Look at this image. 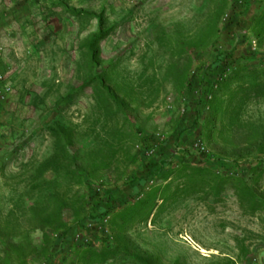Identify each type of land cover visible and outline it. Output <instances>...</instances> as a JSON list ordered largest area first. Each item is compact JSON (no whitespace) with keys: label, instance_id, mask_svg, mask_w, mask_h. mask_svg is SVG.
<instances>
[{"label":"rangeland","instance_id":"obj_1","mask_svg":"<svg viewBox=\"0 0 264 264\" xmlns=\"http://www.w3.org/2000/svg\"><path fill=\"white\" fill-rule=\"evenodd\" d=\"M22 1L0 0V264H264V0Z\"/></svg>","mask_w":264,"mask_h":264},{"label":"trees","instance_id":"obj_2","mask_svg":"<svg viewBox=\"0 0 264 264\" xmlns=\"http://www.w3.org/2000/svg\"><path fill=\"white\" fill-rule=\"evenodd\" d=\"M99 24H100V28L97 32V34L93 35L90 39H89V48L91 50L92 57L93 55H95V45L97 42H99V40H101L102 38H104L107 34V32L103 29V20L100 19L99 20ZM227 60V54L226 53H222L220 54L218 57H216L214 63L211 65L210 67V71L209 72H221L224 69V62ZM215 85V80L212 79V77H205L204 79H200L198 81H196L195 83H193V86L191 87V93H192V97H195V101L191 103V101L187 104V112L188 113H193L194 114V119H193V123H197L198 120L202 117L203 115V105L210 93V91H212L213 87ZM76 92V91H75ZM199 154V153H198ZM205 154V153H204ZM204 154H199V155H194V159H196L197 161H201V156ZM208 159L210 157H207ZM168 162H166L165 159H153L151 161H149L143 168L142 170L139 171V173L136 174V176L134 177L133 181L131 182L132 185L137 184L139 186H143V184H145L146 182H148L150 179H154L155 177L159 176L160 174H162L166 168ZM113 196L112 193L109 195V200H112ZM106 214V211L100 209L98 215L99 216H103ZM97 219V217H96ZM75 232V231H74ZM73 232V233H74ZM66 234V241L67 243H72V239H70L68 231H65ZM116 250V249H115ZM110 251L107 248L104 249L103 251V258L109 257L111 254L116 253V251ZM141 262L143 264H149L146 261H143L142 259Z\"/></svg>","mask_w":264,"mask_h":264},{"label":"built area","instance_id":"obj_3","mask_svg":"<svg viewBox=\"0 0 264 264\" xmlns=\"http://www.w3.org/2000/svg\"><path fill=\"white\" fill-rule=\"evenodd\" d=\"M0 51H3V47L0 46ZM0 84H3V90H0V100H6L8 95L11 92V87L8 84H5V76L0 74ZM197 151L199 154H204L206 152L205 147L202 144L196 145Z\"/></svg>","mask_w":264,"mask_h":264},{"label":"crops","instance_id":"obj_4","mask_svg":"<svg viewBox=\"0 0 264 264\" xmlns=\"http://www.w3.org/2000/svg\"><path fill=\"white\" fill-rule=\"evenodd\" d=\"M19 1H22V0H19ZM23 2V1H22ZM3 10V9H2ZM1 10V11H2ZM12 12V14H13V12H16V8H15V10L14 11H11ZM6 21H7V19H4V22L3 23H0V27H2V26H4V27H2L3 29H6L5 28V23H6ZM6 27H8V26H6ZM2 28H0V31H2L3 29Z\"/></svg>","mask_w":264,"mask_h":264}]
</instances>
